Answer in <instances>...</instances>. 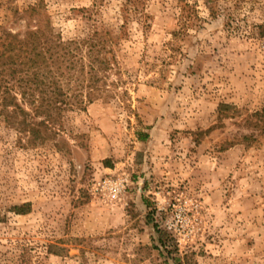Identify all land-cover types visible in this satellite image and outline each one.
I'll return each instance as SVG.
<instances>
[{
	"label": "rangeland",
	"instance_id": "obj_1",
	"mask_svg": "<svg viewBox=\"0 0 264 264\" xmlns=\"http://www.w3.org/2000/svg\"><path fill=\"white\" fill-rule=\"evenodd\" d=\"M44 3L0 0V43L48 18L62 42L100 35L111 68L93 103L54 97L45 140L0 100V264H264V0ZM27 62L14 44L0 86L31 112Z\"/></svg>",
	"mask_w": 264,
	"mask_h": 264
},
{
	"label": "trees",
	"instance_id": "obj_2",
	"mask_svg": "<svg viewBox=\"0 0 264 264\" xmlns=\"http://www.w3.org/2000/svg\"><path fill=\"white\" fill-rule=\"evenodd\" d=\"M127 3L145 6L146 0H127ZM44 9V0H38L34 14L43 17ZM52 32L50 20L47 18L45 24L42 26L40 24L37 30L28 31L27 41H18L16 37H13L12 43L10 42L8 47H5L8 42L0 43V48L4 46L6 49L5 52H0V57L7 52H12L14 44L22 46V49L28 52V105L32 107V110L27 112L19 102L18 97L9 90L2 94V87L0 86V100L3 107L1 112L16 120L20 119L21 113V123L28 126V132L32 134L31 138L36 141L45 140L44 126L64 125L63 114L55 112L54 97L71 100L72 98H69L72 95L71 92L79 90L83 93L87 92V103H93L99 99L100 92L101 95H104V88L101 83L104 82L103 78L111 68L112 62L107 55L105 41L103 38L101 39L100 35L90 36L88 40L79 44L75 41H59L54 38ZM83 44L88 47L87 65L80 58L77 61V56L80 52L83 53ZM15 57L8 56L9 60L12 61H15ZM47 64L55 68V76L42 77L37 71L38 67ZM79 64L80 66H78ZM77 75L78 78H75ZM85 77L88 79L85 80ZM74 103L78 108L86 109L87 104L84 98ZM226 107V104L221 105L222 114H225L224 108ZM257 115L264 119V110L258 112ZM146 138L143 136V140ZM251 138V136H245L244 140L248 141ZM28 206L29 204H25L16 206L14 209L18 213L24 214L28 212ZM158 241L166 247L165 249H168V244L163 236H160Z\"/></svg>",
	"mask_w": 264,
	"mask_h": 264
}]
</instances>
